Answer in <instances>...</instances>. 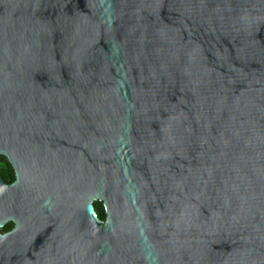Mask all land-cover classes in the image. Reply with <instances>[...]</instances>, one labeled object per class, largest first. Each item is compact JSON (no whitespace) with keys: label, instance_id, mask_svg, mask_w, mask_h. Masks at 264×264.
<instances>
[{"label":"water","instance_id":"obj_1","mask_svg":"<svg viewBox=\"0 0 264 264\" xmlns=\"http://www.w3.org/2000/svg\"><path fill=\"white\" fill-rule=\"evenodd\" d=\"M0 155V264H264V0H0Z\"/></svg>","mask_w":264,"mask_h":264},{"label":"trees","instance_id":"obj_2","mask_svg":"<svg viewBox=\"0 0 264 264\" xmlns=\"http://www.w3.org/2000/svg\"><path fill=\"white\" fill-rule=\"evenodd\" d=\"M0 174L6 182H13L15 180V171L13 166L10 164L8 158L4 155H0ZM96 211L98 212L101 219H106L105 206L102 201H95ZM14 227L12 221L8 222L3 228H0V232H6Z\"/></svg>","mask_w":264,"mask_h":264},{"label":"flooded vegetation","instance_id":"obj_3","mask_svg":"<svg viewBox=\"0 0 264 264\" xmlns=\"http://www.w3.org/2000/svg\"><path fill=\"white\" fill-rule=\"evenodd\" d=\"M11 183V182H10Z\"/></svg>","mask_w":264,"mask_h":264}]
</instances>
